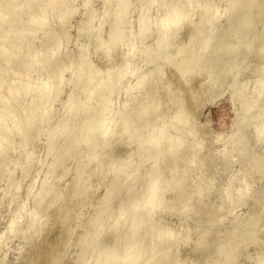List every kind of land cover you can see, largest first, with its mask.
I'll list each match as a JSON object with an SVG mask.
<instances>
[{
	"label": "bare ground",
	"instance_id": "bare-ground-1",
	"mask_svg": "<svg viewBox=\"0 0 264 264\" xmlns=\"http://www.w3.org/2000/svg\"><path fill=\"white\" fill-rule=\"evenodd\" d=\"M217 1L101 0L99 11L96 5L88 6L90 0H0V176L5 181L0 207L4 201L18 200L4 230L0 229V264L5 262L7 240L15 237L29 245L30 249L21 256L34 264L32 248L43 232L49 233L50 226L46 230L45 225L55 215L62 224L58 234L64 235V244H68L74 233L66 220L72 212V221L80 218L75 221L76 231L81 228L79 240H75L76 251L70 258L72 264L185 263L187 258L179 257L177 250L189 240L190 229L181 231V220L178 228L171 229L167 217L158 213L175 210L180 203L177 196L167 200L165 193L176 190L179 194L188 185L187 170L177 163L182 145L189 141L198 146L199 141L191 138L194 126L188 103H173L181 94L160 92L161 64L172 63L178 73L204 64L210 75L214 71L215 85L210 91H219L225 84L239 96L246 94V111L264 98V79L254 84V99L245 93L250 81L237 83L250 56L261 57L254 73L264 66V49L254 46L258 35L264 37V31L251 33L257 9L264 0H228L226 20L216 30ZM137 3L140 6L135 10ZM78 4L85 9L76 30L89 42L85 44L84 38L80 39L85 45L60 56L61 46L75 26L69 25L68 19ZM132 8L135 20L129 16ZM197 37L201 42L190 46ZM91 49L95 54L97 50V56L99 51L104 53V60L96 63ZM101 61H105L104 66ZM120 94L124 97L118 102ZM57 106L58 112L52 115ZM255 118L256 141H260L264 139V108ZM187 124L191 126L185 131ZM118 134L127 146L138 147L133 152L139 158V171H130L133 162L129 159L118 161L122 151L130 154L128 147L129 150L124 147L125 151H112L109 156L100 153L112 147ZM82 150H86L83 156L73 161ZM47 156L50 160L45 162ZM70 159L76 164L71 179L60 184L61 177L69 173ZM162 161L168 166L162 168ZM32 169L35 174H31ZM16 170L19 174L14 176ZM41 172L44 174L37 181ZM260 172L264 173V169ZM108 175L112 177L104 184L103 195L92 201L87 192L97 186L93 179ZM247 185L248 182L229 191L236 192L235 201L247 197ZM199 189L200 184L191 192L193 197ZM20 190L22 195L18 196ZM75 195L78 200L70 204ZM187 203L180 209L182 215ZM84 205L95 209L82 220L80 211ZM262 217L264 213L251 214L245 231L254 234ZM242 224L235 223L229 246L222 248L224 260L202 264H238L233 239ZM210 231L203 230L197 242L209 237ZM52 244L47 250L55 251L49 254V250L50 260L47 253L46 259L49 264H60L59 250ZM257 263L264 264V252Z\"/></svg>",
	"mask_w": 264,
	"mask_h": 264
},
{
	"label": "rangeland",
	"instance_id": "rangeland-1",
	"mask_svg": "<svg viewBox=\"0 0 264 264\" xmlns=\"http://www.w3.org/2000/svg\"><path fill=\"white\" fill-rule=\"evenodd\" d=\"M19 1L20 0H17V2ZM98 2L101 3V0H90L88 6L96 5V7L94 8H98V6L101 7L102 4ZM216 4L218 7L219 17L215 23L216 26L213 28L216 29L217 27H220L219 29H221L226 20V15L224 14V12L228 4V0H218ZM139 6L140 4L137 3L133 7L135 10H137ZM84 9V6L78 4L74 12L72 13L73 16L69 17V25L72 26L73 24H75V26L73 25L74 27L72 26L69 31V40H67L68 38L65 39V42L62 44L60 49V56H63L68 52H75L89 42V39L87 37L76 30V24L81 19ZM134 9L132 8L129 15L130 17L133 16V20H135L134 15L136 14L134 12ZM232 14L233 12L231 13V15ZM75 21L76 23H74ZM56 28L57 27H55V29ZM216 30H218V28ZM263 31L264 4L260 5V7L257 9V17L253 23L251 33L259 34ZM258 37L254 42V46L256 47V49L262 50L264 49V37H262L261 35H258ZM197 38L198 39H194V42L190 44V46L195 47L196 44H199L201 42V38ZM80 39H83V41ZM81 41L82 43L85 42V44H82ZM214 42L215 39L210 40L209 44H213ZM63 46L65 49H63ZM89 52L93 54L94 49L93 51L91 49ZM118 52L119 49L117 53ZM96 54L94 53L95 56L93 55L94 57H92L96 61V63H98L97 61L104 60V53L100 54L99 51V56H97ZM113 54H116V51H114ZM257 55L254 54L248 58V60L245 62L244 68H242L241 72L237 76L238 84H242L244 81H250L245 90V93L249 94L248 97H251L253 99L255 95L254 84L258 80L264 79V66L262 67L261 71L254 73V68L258 64V61L261 59V57ZM100 56L101 59H99ZM96 58H98V60ZM117 60L119 62V57ZM105 61H101V64L100 62L99 64L101 66H104ZM102 62L104 63L102 64ZM237 62L238 61L235 62L236 66ZM106 64L108 65L109 63L106 62ZM163 64L164 63L161 64L162 72L158 75L159 77H161L160 87H163V89L160 88V92L161 94L165 95L171 94L172 92L180 93L181 95L178 97V100L176 99L175 101H173V103H180L183 101H186L188 103L187 106L190 114V120L192 121V125L194 126V131L191 138L192 140L199 141V144L198 146H192V144L187 141L182 145V154L177 165L180 166L181 169L186 168V180L188 182V185L183 190H181L179 194L176 193V190H171L165 193V197L167 200H172L175 196H177L178 200H180V203H177L175 210L165 209L164 211L158 213V216H166L167 221L169 222V227L171 229L178 228L180 220L182 221V226L180 228L181 231L183 229H190L189 240L186 244L180 245L179 249L177 250V255L179 257L181 256L184 259L185 257L187 258L184 264H202L206 261L208 263L214 261H217V263L222 262L225 258L224 254H222V248H226L227 246H229V240L232 239L230 233L234 229L235 223L238 221H242L243 224L239 227V233L233 239L236 250L234 254H236L235 257L237 258V262L240 260L238 264H256V260L258 261L259 256L264 252V217H262V219L258 221L257 228L254 234L246 232L245 227L247 222L246 220L251 214L256 215V213H264V209H262L264 207V173L260 172V170L264 169V139L256 141V128L253 126V124L257 120L255 116L258 115L260 110L264 108V98H261L262 100L258 101L252 109L246 111L244 107L246 94L244 96H239V94L235 92L234 89L226 86L225 84L219 89V91H210V88L215 85L213 83L214 71H212L210 75L204 64L198 63L197 66H193L188 71L182 73H178L172 63H166L164 65ZM150 67L152 68L153 65H151ZM154 77L152 76V78ZM169 84L170 86L166 88ZM123 95L124 94L118 95V99L116 98V100H118V102L122 101V97H124ZM119 96H121V98ZM116 100L115 102L118 103ZM58 110L59 108L57 106L55 111H53L55 113L52 112V115H55ZM162 111H164L165 113H169V111L165 108H162ZM190 126L191 124H187L185 131H187ZM117 128L118 130H120V127ZM118 137L119 134L117 138ZM115 139H113L114 141L112 140V142H116V145L112 143V147L105 148V150H101L100 153L109 156L112 151H119L120 149L124 150V147L125 149L126 147H128L131 150L130 154H126L122 151L121 155H119L118 157V161L129 159L133 162V165L130 167V171H139L140 169L136 164L139 158L137 157L136 153L133 152V149L137 150L138 147H134V144L127 146L123 138L119 137V139H117L116 141ZM182 140H184V137H182ZM239 146L242 147V150L239 149ZM85 151L86 150H82L81 152H79L75 156V158H73V161H75L74 159L79 156L82 157ZM193 151L195 153L192 158H190L189 155L193 153ZM48 160H50L49 156H47L45 162H47ZM71 160L72 159L67 162V170H69V173L62 176L63 178L61 177L62 180H60V184L64 182L68 183V181H70L69 179H71L70 177L76 165ZM107 165H109L108 162ZM167 166L168 164L162 161L161 167L164 168ZM143 167L144 166L141 167L142 170L144 169ZM102 171H104V169ZM32 173L35 174L33 169L31 171V174ZM18 174L19 172L18 170H16L14 176ZM43 174L44 172H41V176L39 175V178L36 177L37 181L41 179L40 177H42ZM58 174L59 172L57 173V175ZM111 177V175H108L105 179H101L100 177H96L97 179H93L97 181V186L87 192L88 194H91L92 201H94L95 198H99L103 195V186ZM162 177L165 178V175H163ZM3 179L4 176H0V196H2L1 194L4 190L3 184H5V181ZM139 182L140 180L137 181V184ZM247 182L248 185L245 189V192H247V197L240 198L238 199V201H235L234 199L236 198V192L233 191L229 193V191L235 187H238L239 189L241 186L243 187L244 183L247 184ZM199 184L200 189L199 191L197 190L198 195H195L193 197V194H191V192L195 190ZM247 187H249L248 190ZM21 191L22 190L17 193L19 194L18 196L22 195ZM78 198L79 197L76 195L75 197L72 196L69 203L73 204L78 200ZM15 200L16 199L13 200V204L11 202L9 203L8 200V202L4 201V205L0 207V229L2 230H4L5 226L7 225V217L15 208L14 205L18 203V200ZM185 201H188V205H186L185 214L182 215L180 209L183 208ZM27 205H29V203H27ZM88 207L90 206L86 205L82 208V211H80L79 209V211L82 213L80 214L82 215V220H84V218L86 217L88 218L91 215L90 213H92L95 209V206H91L90 208ZM178 209L180 212L178 211ZM73 213L75 212H72V214ZM72 214L69 213L68 220H66V226L67 224L69 225V223H71V228L73 229L74 233L72 235L73 238H71L70 242H68V244H64V235L59 236L60 234H58L60 233L59 231L62 227V224L59 222V216L55 215L54 217H51L52 219L50 218L45 225L46 230L47 227L50 226V230L48 229L47 231L49 233H46V231L43 232L41 234L42 238H40V236L38 237V235L36 236L40 238V240L39 242H37L38 244H36L34 248H32V258L33 260H35L34 262L32 260V262L34 264H49V254H53L55 248L53 249L51 247L52 249H49L50 251L52 250L51 252H49V250L47 249L51 246L52 243L56 245V249L59 250L60 264H72L71 259L73 257V253L76 251V245L78 243V241L76 243L75 240H79L78 236L81 229L80 227L78 229L77 226L78 230L76 231L75 221L77 219L72 221V219L74 218ZM70 217L71 221L69 222ZM22 218L24 219L26 218V216H23ZM78 220H80V218ZM24 223L25 221H23V224ZM53 223L54 225H52ZM73 224L75 225L73 226ZM208 228L211 230L210 236L203 238L201 241L197 242L198 238L200 237L199 234H201L203 230ZM56 230H58L57 233L55 232ZM53 235L57 237L55 238ZM53 238L54 240L52 241L51 239ZM254 238L256 241L253 240ZM102 239L103 238H100V240ZM48 242L50 243V245L48 244ZM39 243L41 244V246H39ZM28 249H30L29 245H25V241H19V239L17 240V237L7 240L5 249L6 258L4 264H26L27 262L31 263V261L29 262L28 259L25 260L23 258V253H26ZM37 251L39 252V257H37ZM47 252H49V254ZM200 252H203L204 256H201L202 254H200ZM1 253L2 252H0V259L3 257V253ZM46 253L49 260L46 259ZM33 255L36 256V259Z\"/></svg>",
	"mask_w": 264,
	"mask_h": 264
}]
</instances>
